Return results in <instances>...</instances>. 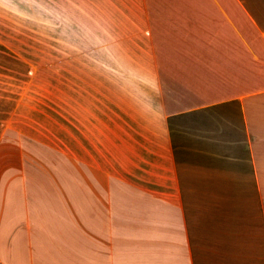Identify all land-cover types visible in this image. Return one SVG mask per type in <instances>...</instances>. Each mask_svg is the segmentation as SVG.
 Here are the masks:
<instances>
[{
  "label": "crops",
  "instance_id": "crops-1",
  "mask_svg": "<svg viewBox=\"0 0 264 264\" xmlns=\"http://www.w3.org/2000/svg\"><path fill=\"white\" fill-rule=\"evenodd\" d=\"M32 33L47 111L0 49V264H264V0H32Z\"/></svg>",
  "mask_w": 264,
  "mask_h": 264
},
{
  "label": "rangeland",
  "instance_id": "rangeland-1",
  "mask_svg": "<svg viewBox=\"0 0 264 264\" xmlns=\"http://www.w3.org/2000/svg\"><path fill=\"white\" fill-rule=\"evenodd\" d=\"M35 43L33 45L32 0H0V49L10 54L16 53L31 63L30 69L36 74V77L33 76V100L47 111L53 93L50 83L52 79L48 76L46 47L37 40ZM6 66L11 68L13 63L6 62ZM62 96L61 92L56 93L57 105L62 103ZM58 110L57 121L62 119Z\"/></svg>",
  "mask_w": 264,
  "mask_h": 264
}]
</instances>
